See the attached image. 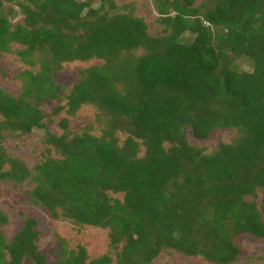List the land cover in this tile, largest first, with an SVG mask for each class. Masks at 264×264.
<instances>
[{
	"label": "trees",
	"instance_id": "obj_1",
	"mask_svg": "<svg viewBox=\"0 0 264 264\" xmlns=\"http://www.w3.org/2000/svg\"><path fill=\"white\" fill-rule=\"evenodd\" d=\"M155 4L158 36L118 0H0V52L21 44L30 66L18 96L0 88V179L30 183L31 203L110 238L95 258L62 242L56 264H154L163 253L233 264L239 237L264 241V0ZM92 59L102 63L82 70L66 103L43 108L61 98L64 64ZM85 105L96 120L73 132L69 116ZM64 111L56 134L47 124ZM36 127L47 149L30 166L5 139ZM225 129L236 138L213 152L189 140ZM8 221L0 209V264H49L39 220L26 216L12 239Z\"/></svg>",
	"mask_w": 264,
	"mask_h": 264
},
{
	"label": "rangeland",
	"instance_id": "obj_2",
	"mask_svg": "<svg viewBox=\"0 0 264 264\" xmlns=\"http://www.w3.org/2000/svg\"><path fill=\"white\" fill-rule=\"evenodd\" d=\"M203 0H197L200 4ZM120 4H133L136 14L144 17L149 25V31L152 35L158 36L163 33V25L158 18L160 13L156 7L155 0H118ZM94 6H99V0H94ZM19 17L15 22L19 21ZM24 46L18 43L12 44V52H0V88L18 96L22 91L23 81L21 73L30 66L24 62L16 53L18 49ZM102 63V60L92 59L90 61H74L65 63L62 70L56 73V80L64 87L61 92V98L58 100H49L43 104V108L53 110L59 104L66 103V94L75 83L80 81L83 69ZM245 69L250 68V64L242 62ZM249 70V69H248ZM98 110L92 105L83 106L75 116H69L70 126L73 132H82L84 127L96 120ZM68 114L64 111L54 123L47 124L56 134L63 133V129L58 126V120ZM98 133V131H94ZM46 130L36 127L32 132L22 136L7 135L5 144L9 151L15 155L24 157L30 166H35L43 158L47 149L45 144ZM236 132L233 129L216 131L215 134L207 140H200L189 134V140L192 144L206 149L207 152H213L221 142H231L236 138ZM127 135L122 134L124 140ZM54 156L56 152H53ZM144 154V147L140 155ZM32 185L28 182L19 183L13 180L0 179V209L7 213L9 221L2 228L5 235L12 239L22 227L26 216H34L39 220L38 228L42 231L39 238V244L43 252L49 255V264H56L58 259L54 253V248H61L64 242L69 248H77L78 245H86L93 258L103 255L109 250L110 238L108 230L97 227L80 225L72 220L61 217L59 219L52 216L50 211L42 205L33 204L24 194L26 189ZM115 197L123 198V194H113ZM249 199L255 200L253 197ZM262 194L257 202L260 203ZM238 242L244 250L242 258L233 264H264V241L256 240L248 235L239 237ZM24 264H32L29 260ZM154 264H215L202 258L190 257L184 254L163 253L154 262Z\"/></svg>",
	"mask_w": 264,
	"mask_h": 264
}]
</instances>
